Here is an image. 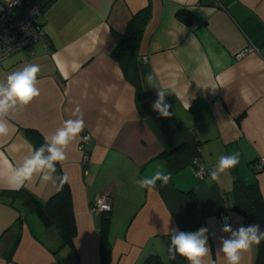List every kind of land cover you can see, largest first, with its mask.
<instances>
[{
    "label": "crops",
    "instance_id": "1",
    "mask_svg": "<svg viewBox=\"0 0 264 264\" xmlns=\"http://www.w3.org/2000/svg\"><path fill=\"white\" fill-rule=\"evenodd\" d=\"M150 17L138 49L135 83L112 58L129 19L145 7ZM188 12L189 21L177 15ZM49 42L0 62V82L29 64H37L40 96L5 117L9 132L0 136V264H100L103 216L90 204L110 190L114 207L107 235L109 264H141L158 255L163 264H188L168 253V229L195 232L207 227L211 260L227 264L218 238L227 208L238 229L244 217L230 209L234 201L232 169L245 183L257 182L264 199V0H54L39 17ZM255 49L242 56L249 46ZM170 93V117L153 110L157 90ZM79 107L80 112L75 109ZM90 136L89 160L81 164L80 134L59 163L68 176L76 233L62 245L55 227H45L21 197L3 192L24 189L45 202L59 191L34 174L21 184L16 176L35 149L30 131L44 141L64 121L81 118ZM174 151V153H172ZM240 153V162L218 181L198 179L191 166L200 154L215 170L221 155ZM170 173L149 190L137 180L156 171ZM254 246L240 264H255Z\"/></svg>",
    "mask_w": 264,
    "mask_h": 264
},
{
    "label": "clouds",
    "instance_id": "2",
    "mask_svg": "<svg viewBox=\"0 0 264 264\" xmlns=\"http://www.w3.org/2000/svg\"><path fill=\"white\" fill-rule=\"evenodd\" d=\"M40 67L37 64H29L22 69L10 73L6 81L0 82V136L7 135L9 132L5 117L14 109L28 105L34 98L40 96V89L37 87V74ZM147 82L152 88L157 90V99L154 101L153 110L162 117L173 115L169 111L171 105L165 100L170 93L162 86H158L154 76L149 74ZM80 112L79 107L75 109ZM84 120L81 118L69 119L64 121L63 126L49 139L45 138V143L32 151L29 157L25 158L23 164L16 169V176L22 184L25 180H30L34 174L40 175L43 182H51L53 185L63 186L68 182V176L55 175L56 164L66 160L65 149L70 142L84 130ZM84 140L87 137H83ZM240 162V153L234 152L230 155H221L215 170L209 172L212 181H218L220 175L234 168ZM193 163H198L194 160ZM203 171V170H202ZM171 178V174L156 171L152 176H145L136 181L140 188L153 189L157 181L166 185ZM225 223L221 232L230 234L227 237L221 235L218 240L220 247L218 253H222L227 264H240L242 254L247 252L252 245L260 244L264 241V231H261L259 224H252L247 227L241 225L238 229H233L227 223L228 218L223 217ZM207 227H201L195 232H184L178 228L168 229L166 235L170 238L168 253L171 260H175L177 254L184 257L188 264H215L211 260L212 250L208 246Z\"/></svg>",
    "mask_w": 264,
    "mask_h": 264
},
{
    "label": "trees",
    "instance_id": "3",
    "mask_svg": "<svg viewBox=\"0 0 264 264\" xmlns=\"http://www.w3.org/2000/svg\"><path fill=\"white\" fill-rule=\"evenodd\" d=\"M53 1L47 0L42 7V14ZM177 14L184 21L190 20L188 12L179 10ZM149 17L150 8L146 6L129 19L123 32H114L117 43L111 51V56L119 64L124 75L135 83L136 99H138L141 93L140 85L137 84L138 49ZM30 134L33 138L35 149L45 143L36 132L30 131ZM55 175H64L58 163L56 164ZM232 177L234 201L230 205V209H233L244 217L245 227L250 223L259 224L261 231H264V199H262L257 182L245 183L235 169H232ZM3 194L13 199L21 197L26 207L38 216L45 227H55L63 246L72 244V239L76 233V226L68 182L64 183L59 188V191L45 202L22 188L12 192H3ZM100 214L103 216L99 232L100 264H109L110 243L107 230L111 212ZM8 260H10V257H8ZM141 264H163V262L158 255L151 254L145 257ZM255 264H264V241H261L257 245Z\"/></svg>",
    "mask_w": 264,
    "mask_h": 264
},
{
    "label": "built area",
    "instance_id": "4",
    "mask_svg": "<svg viewBox=\"0 0 264 264\" xmlns=\"http://www.w3.org/2000/svg\"><path fill=\"white\" fill-rule=\"evenodd\" d=\"M46 2L47 0H0V62L20 51H25L26 57L29 58L33 54V46L37 43L45 48L49 47L47 35L39 22L42 7ZM254 49L255 46L251 45L244 49L239 56ZM83 137H87V139L84 140ZM89 140V134L81 132L78 149L81 153L82 165H85L89 160V151L86 147ZM194 160L198 163H193ZM191 166L198 179H203L210 172L200 154L193 157ZM256 170L264 171V156L258 159ZM113 207L114 198L110 190L96 196L90 204V210L96 213L112 212ZM220 217L223 223H225L223 217L228 218L227 223L230 222L227 208L220 213ZM11 262L7 259L4 264H11Z\"/></svg>",
    "mask_w": 264,
    "mask_h": 264
},
{
    "label": "rangeland",
    "instance_id": "5",
    "mask_svg": "<svg viewBox=\"0 0 264 264\" xmlns=\"http://www.w3.org/2000/svg\"><path fill=\"white\" fill-rule=\"evenodd\" d=\"M253 246H254V249H256V250H257V245H256V244H254Z\"/></svg>",
    "mask_w": 264,
    "mask_h": 264
}]
</instances>
